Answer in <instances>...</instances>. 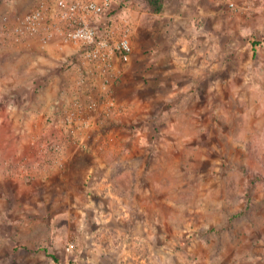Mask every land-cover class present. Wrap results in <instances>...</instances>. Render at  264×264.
<instances>
[{
  "label": "rangeland",
  "instance_id": "rangeland-1",
  "mask_svg": "<svg viewBox=\"0 0 264 264\" xmlns=\"http://www.w3.org/2000/svg\"><path fill=\"white\" fill-rule=\"evenodd\" d=\"M119 1L116 106L62 139L39 113L70 65L15 51L35 0H0V264H264V0Z\"/></svg>",
  "mask_w": 264,
  "mask_h": 264
},
{
  "label": "built area",
  "instance_id": "built-area-1",
  "mask_svg": "<svg viewBox=\"0 0 264 264\" xmlns=\"http://www.w3.org/2000/svg\"><path fill=\"white\" fill-rule=\"evenodd\" d=\"M119 0H35L4 28L13 43L30 49H53L70 65L72 74L41 117L52 138L85 134L95 120L116 106L114 87L121 79V64L132 51L133 23L118 15ZM232 9L235 0H227ZM52 134V135H51ZM55 163L63 160L62 146L54 141ZM41 167V161L34 162Z\"/></svg>",
  "mask_w": 264,
  "mask_h": 264
},
{
  "label": "trees",
  "instance_id": "trees-1",
  "mask_svg": "<svg viewBox=\"0 0 264 264\" xmlns=\"http://www.w3.org/2000/svg\"><path fill=\"white\" fill-rule=\"evenodd\" d=\"M148 9L152 12V13H156L159 14L161 12H163L164 7H165V0H143ZM257 179L261 178L259 177V175L256 176ZM52 258L56 261H58L57 257L53 254H51Z\"/></svg>",
  "mask_w": 264,
  "mask_h": 264
},
{
  "label": "crops",
  "instance_id": "crops-1",
  "mask_svg": "<svg viewBox=\"0 0 264 264\" xmlns=\"http://www.w3.org/2000/svg\"><path fill=\"white\" fill-rule=\"evenodd\" d=\"M14 44H16V43H14ZM17 45H18V48L16 47ZM16 46H15V51H17V52H20L21 51L20 50V48H22L21 46H25L26 48L30 49L28 46L24 45L23 43L16 44Z\"/></svg>",
  "mask_w": 264,
  "mask_h": 264
}]
</instances>
